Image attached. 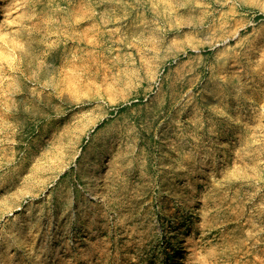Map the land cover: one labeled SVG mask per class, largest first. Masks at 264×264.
<instances>
[{
	"label": "rangeland",
	"instance_id": "rangeland-1",
	"mask_svg": "<svg viewBox=\"0 0 264 264\" xmlns=\"http://www.w3.org/2000/svg\"><path fill=\"white\" fill-rule=\"evenodd\" d=\"M0 264H264V0H0Z\"/></svg>",
	"mask_w": 264,
	"mask_h": 264
},
{
	"label": "bare ground",
	"instance_id": "bare-ground-1",
	"mask_svg": "<svg viewBox=\"0 0 264 264\" xmlns=\"http://www.w3.org/2000/svg\"><path fill=\"white\" fill-rule=\"evenodd\" d=\"M210 4H211V2H210ZM217 7L224 8L226 6H224L222 3L221 4H215V5H212V7H209L208 9H206V11L203 13V18L205 20L210 19V18H214V20H215L214 24L216 26L215 29L223 28L224 26H226L229 23V21L231 20V17L235 15L233 11L222 13L216 9ZM100 17L101 16L94 14V13H87V14L83 15V18L86 19L88 25H90L89 23L99 21L101 19ZM105 17H109V15H105ZM114 18L117 19V17H114ZM227 40H228V38H225L222 40V42H226ZM219 44H215V46H217ZM167 47H168V43L166 41L160 42L158 44L148 43L146 48L142 49V51L137 54L136 59L134 60L133 72H132V74L129 75V79L132 81L140 79L143 76V73L145 71H147V69L153 63L156 62L155 61L156 59H160V58L165 57L164 56L166 54L165 49H167ZM173 49H174L173 56L177 57L178 55H180L182 53H186L189 49V46L184 45V46H180V47H173ZM194 50L198 53L203 52L202 47L196 48Z\"/></svg>",
	"mask_w": 264,
	"mask_h": 264
}]
</instances>
